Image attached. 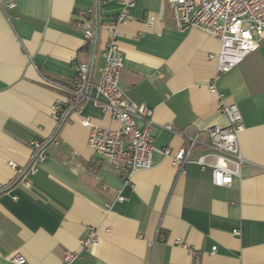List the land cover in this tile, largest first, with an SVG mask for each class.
Masks as SVG:
<instances>
[{"label": "crops", "instance_id": "0c3cea01", "mask_svg": "<svg viewBox=\"0 0 264 264\" xmlns=\"http://www.w3.org/2000/svg\"><path fill=\"white\" fill-rule=\"evenodd\" d=\"M0 1V264H16L18 256L25 264H64L91 229L99 245L74 264H264V41L218 76L217 38L176 30L168 9L154 27L146 25L164 0ZM91 9L101 27L93 45L76 19ZM125 9L130 18L117 27L124 53L120 85L131 101L153 111L157 148L185 145L165 126L189 137L200 132L205 140L209 127L229 126L218 111L220 98L238 105L247 164L232 187L215 186L212 171L196 164L178 177L160 153L151 169L124 179L88 147L83 119L119 128L92 101L61 126L55 122L53 106H68L69 94L47 79L71 82L77 65L89 62L98 83L107 27ZM34 140L45 142L47 159L25 176L28 189L19 171L32 163Z\"/></svg>", "mask_w": 264, "mask_h": 264}, {"label": "built area", "instance_id": "2783aa9c", "mask_svg": "<svg viewBox=\"0 0 264 264\" xmlns=\"http://www.w3.org/2000/svg\"><path fill=\"white\" fill-rule=\"evenodd\" d=\"M0 4L2 2L0 1ZM130 7L133 4L129 5ZM9 7L14 8L15 3ZM171 12L175 29L187 31L197 29L217 38L221 48L216 56L217 74L228 73L238 66L252 52L257 51L264 41V0H164V8L160 13L148 15L146 25L154 27L164 17L165 10ZM128 9L118 16L115 23L107 27L109 41L104 51L105 64L101 70L98 83L91 80L89 62L77 65V75L71 82L49 80V84L69 94L68 106L56 103L53 106V118L58 126L66 122L71 112H78L83 103L92 101L99 107L105 116L119 124V128L101 127L90 118L83 119V126L89 128V149L124 179L130 180L139 170H148L153 167V156L160 153L170 159L177 175L186 173L188 164H196L203 171H212V181L217 187L230 188L235 178H240L242 170L247 164L239 143L240 132L244 130L242 113L237 104H226L220 98L218 111L229 120V126L222 128L218 125L209 127L201 140L199 134L189 137L172 125L165 126L169 132L185 139L184 147L179 150L159 149L154 145L152 137L153 111L146 105H138L131 101L120 82L124 70V56L118 42V25L129 19ZM77 21L85 26V35L90 45L96 42L100 30V23L95 9L79 12ZM96 94L92 96L91 89ZM212 92L215 87L212 86ZM139 123L144 124L141 128ZM33 159L31 165L19 171L22 184L28 189L31 182L25 176L36 174L38 164L47 159L45 142L31 141ZM203 151L202 153H198ZM3 190L0 187V191ZM119 200H123L122 197ZM161 239L163 242V239ZM176 243L181 244V241ZM153 245L152 243H149ZM99 245V235L96 229H91L88 235L81 240L77 251L69 252L64 264H74L81 258L83 252H88ZM216 247L213 248V251ZM16 264H25L26 259L18 256Z\"/></svg>", "mask_w": 264, "mask_h": 264}]
</instances>
